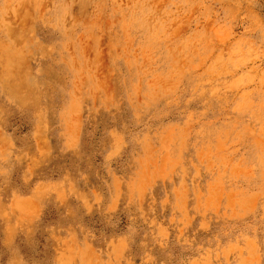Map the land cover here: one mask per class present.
<instances>
[{"label":"rangeland","instance_id":"obj_1","mask_svg":"<svg viewBox=\"0 0 264 264\" xmlns=\"http://www.w3.org/2000/svg\"><path fill=\"white\" fill-rule=\"evenodd\" d=\"M0 264H264V0H0Z\"/></svg>","mask_w":264,"mask_h":264}]
</instances>
